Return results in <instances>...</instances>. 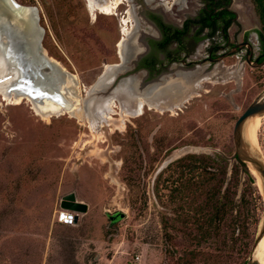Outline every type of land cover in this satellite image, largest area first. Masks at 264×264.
<instances>
[{
  "label": "rangeland",
  "instance_id": "rangeland-1",
  "mask_svg": "<svg viewBox=\"0 0 264 264\" xmlns=\"http://www.w3.org/2000/svg\"><path fill=\"white\" fill-rule=\"evenodd\" d=\"M15 1L35 7L40 49L76 76L75 109L83 117L44 118L31 101L14 103L0 93V264H169L168 252L180 246L181 236L166 227L172 167L165 166L188 153L220 154L233 161L232 125L264 91L261 68L239 62L229 67L226 58L212 65L186 96L140 98L145 106L139 115L122 117L117 107L103 120L96 108L108 97L117 105L134 106L118 87L112 92L91 86L103 69L110 68L106 81L118 71L112 64L118 62L117 46L123 32L128 34L134 4L123 2L103 14L87 5L88 11L86 0ZM163 6L174 21L192 17L201 5L170 0ZM230 7L237 15V29L230 32L259 29L250 0H230ZM9 84L4 82L6 91ZM146 102L159 107L148 108ZM260 122L256 136L264 156V119ZM241 169L240 181L248 172L254 190L245 197V234L233 246L247 241L248 248L234 254V261L248 264L264 207L255 176L245 165ZM69 192L86 204V211L64 225L56 221L55 211Z\"/></svg>",
  "mask_w": 264,
  "mask_h": 264
},
{
  "label": "flooded vegetation",
  "instance_id": "flooded-vegetation-1",
  "mask_svg": "<svg viewBox=\"0 0 264 264\" xmlns=\"http://www.w3.org/2000/svg\"><path fill=\"white\" fill-rule=\"evenodd\" d=\"M169 1H122L134 4L133 21L129 22L128 35L120 34L119 44L123 42L124 47L117 48L123 59L111 75V87L116 85L122 95L134 99V104L140 98L155 101L184 97L200 78L210 74L212 65L226 58L229 67L235 68L239 62L252 70L261 68L260 78L264 80V43L259 29L230 32L232 27L237 29V15L230 0H222L215 9L211 5L215 0H195L201 5L195 14L174 21L167 17L163 6ZM85 6L88 10L86 1ZM120 54L117 52L118 58ZM48 105L43 109L55 111L54 104Z\"/></svg>",
  "mask_w": 264,
  "mask_h": 264
},
{
  "label": "trees",
  "instance_id": "trees-1",
  "mask_svg": "<svg viewBox=\"0 0 264 264\" xmlns=\"http://www.w3.org/2000/svg\"><path fill=\"white\" fill-rule=\"evenodd\" d=\"M250 2L264 43V0ZM221 4L222 0H215L211 5L215 9ZM133 145L137 146V142ZM233 158L229 163L220 154L211 157L188 153L165 166L172 167L167 194L171 217L166 227L181 236L180 246L171 247L168 252L169 264H235L234 254L239 250L246 252L247 241L233 246L246 231L244 213L249 200L245 197L253 192L254 179L243 171L240 181L244 164L234 155ZM125 179L128 183L131 181L129 175ZM168 236L174 239L169 233Z\"/></svg>",
  "mask_w": 264,
  "mask_h": 264
},
{
  "label": "bare ground",
  "instance_id": "bare-ground-1",
  "mask_svg": "<svg viewBox=\"0 0 264 264\" xmlns=\"http://www.w3.org/2000/svg\"><path fill=\"white\" fill-rule=\"evenodd\" d=\"M123 0H86L90 10L103 14H110L117 8ZM6 18L0 12V93L4 100L13 99L14 103L21 102L22 99L31 101L38 115L48 118L60 114H68L76 119L83 117L81 110L75 109L79 103L76 86V76L67 73L52 58H49L44 50L38 49L35 40L40 39V29L24 28L25 32H7L5 28ZM34 22V21H33ZM127 36L128 34H125ZM122 34V33H121ZM14 39H20L15 45L10 36ZM122 49V44L119 45ZM3 64V66H2ZM43 66H49V70L42 72ZM4 68V69H3ZM109 68V67H108ZM106 68V70L108 69ZM110 69V68H109ZM4 82L10 83L5 90ZM84 90V89H83ZM137 101V100H136ZM55 105V111L50 112L43 108ZM148 108L159 107L158 102L148 103ZM128 103L117 105L113 99H108L102 105L97 106L98 115L103 120L110 119L115 108L118 107L120 116L133 117L139 115L145 106L144 101L138 99L133 107L128 108ZM32 106V107H33ZM94 106V105H93ZM77 110V111H76ZM264 119V113L250 116L242 126L243 141L248 143L252 148V153L261 155L257 142V130L260 126V119ZM86 119V117H85ZM89 120V119H88ZM264 162V156H262ZM262 162V161H261ZM262 162V163H263ZM264 164V163H263ZM247 168L255 176L259 189L261 188L258 173L250 166ZM264 223L262 220L260 226ZM252 259H257L259 264H264V233L257 241L252 254Z\"/></svg>",
  "mask_w": 264,
  "mask_h": 264
},
{
  "label": "water",
  "instance_id": "water-1",
  "mask_svg": "<svg viewBox=\"0 0 264 264\" xmlns=\"http://www.w3.org/2000/svg\"><path fill=\"white\" fill-rule=\"evenodd\" d=\"M0 12L6 18L5 28L7 32L11 31V32L24 33L25 32L24 28H26V26L29 31L32 28L37 30L39 29V27L36 24L35 7L21 5L17 3L15 0H0ZM9 38L12 41H15V45L18 48H20V45L18 44L19 42H21L20 39L18 38L14 39L11 36ZM35 43L38 49H40L39 40L37 41L35 40ZM123 47L124 46L122 42V48ZM119 51L120 50L117 48L118 54H120ZM119 59L120 61L118 63L112 64V66L115 69H118L122 62L123 57L121 56V54L119 55ZM43 69H45L46 72L47 70H49V66H43L41 68L42 72L44 71ZM105 72L106 69H103L96 78L95 83L91 86L97 89L108 88V90L116 88L117 87L116 85L111 87L112 86L111 77L106 81ZM91 86L89 88H91ZM262 113H264V91L255 99L250 101L242 110V112L236 117L231 129V138L234 148V152H233L234 157L239 161H241L246 167L247 165H250L259 175L262 198H263V207H264V164L254 153H252L251 150L252 148L248 143L244 142L242 138V126L244 121L250 116H254L256 114H262ZM59 207L74 211L75 212L74 222L76 220L78 213H84L86 211V204L82 201L76 200L72 192L63 195V197L59 200ZM263 233H264V223L259 227L251 243L249 249V255H248L249 258L248 264H259L257 259L251 258V254L257 241L260 239Z\"/></svg>",
  "mask_w": 264,
  "mask_h": 264
},
{
  "label": "built area",
  "instance_id": "built-area-1",
  "mask_svg": "<svg viewBox=\"0 0 264 264\" xmlns=\"http://www.w3.org/2000/svg\"><path fill=\"white\" fill-rule=\"evenodd\" d=\"M75 212L72 210H67L63 208H58L55 211V219L60 224L70 225L74 223Z\"/></svg>",
  "mask_w": 264,
  "mask_h": 264
}]
</instances>
